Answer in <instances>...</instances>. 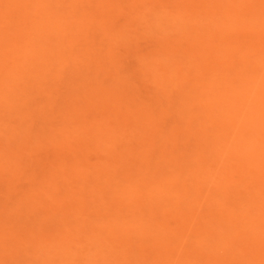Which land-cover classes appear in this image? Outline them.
<instances>
[{
	"label": "rangeland",
	"instance_id": "rangeland-1",
	"mask_svg": "<svg viewBox=\"0 0 264 264\" xmlns=\"http://www.w3.org/2000/svg\"><path fill=\"white\" fill-rule=\"evenodd\" d=\"M263 13L0 0V264H264Z\"/></svg>",
	"mask_w": 264,
	"mask_h": 264
},
{
	"label": "bare ground",
	"instance_id": "bare-ground-1",
	"mask_svg": "<svg viewBox=\"0 0 264 264\" xmlns=\"http://www.w3.org/2000/svg\"><path fill=\"white\" fill-rule=\"evenodd\" d=\"M40 1H42V0H40ZM43 1H45V0H43ZM100 1H101V0H100ZM105 1H106V0H105ZM35 2H36V1H35ZM78 2H79V1H78ZM36 4H37V2H36ZM94 4H95V3H94ZM110 5H111V4H110ZM96 7H97V6H96ZM36 8H37V7H36ZM72 10H73V9H72ZM37 11H38V9H37ZM84 12H85V11H84ZM263 14H264V13H263ZM86 15H87V14H86ZM66 16H67V15H66ZM62 17H63V16H62ZM64 18H65V17H64ZM49 19H50V18H49ZM49 19H48V20H49ZM51 19H52V18H51ZM53 19H55V18H53ZM76 19H77V18H76ZM80 19H81V18H80ZM230 20H231V19H230ZM60 23H61V22H60ZM64 23H65V22H64ZM71 24H72V23H71ZM56 25H57V24H56ZM66 25H67V24H66ZM256 25H257V24H256ZM57 26H58V25H57ZM54 27H55V26H54ZM57 28H58V27H57ZM62 28H63V27H62ZM60 30H63V29H60ZM252 30H253V29H252ZM3 31H4V30H3ZM57 32H58V31H57ZM59 32H60V31H59ZM57 36H58V35H57ZM56 38H57V37H56ZM74 39H75V38H74ZM25 41H26V40H25ZM5 42H6V41H5ZM24 45H25V44H24ZM26 45H27V43H26ZM28 45H29V44H28ZM258 45H259V44H258ZM75 47H76V45H75ZM0 48H1V47H0ZM183 48H184V47H183ZM1 49H2V48H1ZM10 49H11V48H10ZM12 51H13V50H12ZM75 51H76V50H75ZM108 51H109V50H108ZM259 51H260V50H259ZM9 52H10V50H9ZM16 53H17V52H16ZM25 54H26V53H24V55H25ZM12 55H13V53L11 54V56H12ZM15 55H16V54H15ZM1 56H2V55H1ZM3 56H4V55H3ZM243 56H244V55H243ZM16 57H17V55H16ZM21 57H22V56H21ZM245 57H246V56H245ZM2 60H3V59H2ZM4 60H5V59H4ZM24 61H25V60H24ZM255 61H257V60H255ZM2 62H3V61H2ZM5 62H6V61H5ZM8 62H9V61H8ZM49 62H50V61H49ZM234 62H235V61H234ZM252 62H253V61H252ZM261 62H262V61H261ZM28 63H29V62H28ZM55 63H56V62H55ZM26 64H27V63H26ZM262 64H263V63H262ZM262 64H261V65H262ZM2 65H3V64H2ZM6 65H7V64H6ZM16 65H17V64H16ZM229 65H230V64H229ZM12 66H13V65H12ZM14 66H15V65H14ZM6 67H7V66H6ZM16 67H17V66H16ZM56 67H57V66H56ZM14 68H15V67H14ZM59 69H60V68H59ZM4 70H5V69H4ZM11 70H12V69H11ZM17 70H18V69H17ZM197 70H198V69H197ZM8 71H9V70H8ZM8 71H7V72H8ZM20 71H21V70H20ZM251 71H252V70H251ZM10 72H12V71H10ZM220 72H221V71H220ZM8 73H9V72H8ZM13 73H14V72H13ZM261 73H262V72H261ZM91 74H92V73H91ZM251 74H252V73H251ZM262 74H263V73H262ZM5 75H6V74H5ZM6 76H7V75H6ZM91 76H92V75H91ZM8 77H9V75H8ZM239 77H240V76H239ZM251 77H253V76L251 75ZM251 77H250V78H251ZM250 78H249V79H250ZM83 79H84V78H83ZM240 80H241V79H240ZM242 80H243V79H242ZM244 80H245V79H244ZM252 80H253V79H252ZM256 80H258V79H256ZM229 81H230V80H229ZM245 81H246V80H245ZM254 81H255V80H254ZM257 82H258V81H257ZM83 83H84V82H83ZM238 85H241V84H238ZM253 85H254V84H253ZM255 85H256V84H255ZM255 85H254V86H255ZM258 85H259V84H258ZM72 86H73V85H72ZM86 88H87V87H86ZM225 88H226V87H225ZM244 88H245V87H244ZM247 88H248V87H247ZM258 88H259V87H258ZM66 89H67V88H66ZM72 89H73V88H72ZM245 89H246V88H245ZM262 89H263V87H262ZM252 90H253V89H252ZM249 91H251V90L249 89ZM241 92H242V91H241ZM263 92H264V91H263ZM263 92H261V93L263 94ZM12 93H13V92H12ZM69 93H70V92H69ZM253 93H256V92H253ZM258 93H259V91H258ZM77 94H78V93H77ZM247 94H248V93H247ZM253 95H254V94H253ZM236 96H237V95H236ZM247 96H248V95H247ZM249 96H252V95H249ZM249 96H248V97H249ZM69 97H70V96H69ZM79 97H80V96H79ZM215 97H216V96H215ZM218 97H219V96H218ZM261 97H262V96H261ZM249 98H250V97H249ZM258 98H259V97H258ZM73 100H74V99H73ZM240 100H241V99H240ZM249 100H250V99H249ZM257 101H258V100H257ZM262 101H263V99H262ZM215 102H216V101H215ZM248 102H249V101H248ZM251 102H252V100H251ZM262 104H263V103H262ZM245 105H246V103H245ZM245 105H244V106H245ZM249 105H250V103H249ZM237 106H238V105H237ZM237 106H236V107H237ZM263 106H264V105H263ZM263 106H262V107H263ZM246 107H247V106H246ZM250 107H251V106H249V109H250ZM239 108H240V107H239ZM254 108H255V107H254ZM254 108H253V109H254ZM256 109H257V106H256ZM59 110H60V109H59ZM238 110H239V109H238ZM244 110H245V109H244ZM260 111H261V109H260ZM213 112H214V111H213ZM249 112H250V111H249ZM252 112H253V111H252ZM262 112H264V110H262ZM241 114H242V113H241ZM253 114H254V113H253ZM70 115H71V114H70ZM224 116H225V115H224ZM240 116H241V115H240ZM243 116H245V115H243ZM205 117H206V116H205ZM227 117H228V116H227ZM253 117H254V116H253ZM247 118H249V117H247ZM220 119H221V118H220ZM253 119H254V118H253ZM68 121H69V120H68ZM115 121H116V120H115ZM257 121H258V120H257ZM78 122H79V121H78ZM254 122H255V121H254ZM262 122H263V121H262ZM71 123H72V122H71ZM252 124H253V123H252ZM256 124H257V123H256ZM259 124H260V122H259ZM260 125H261V124H260ZM83 126H84V125H83ZM86 126H87V125H86ZM238 126H239V125H238ZM96 127H97V126H96ZM103 128H104V127H103ZM250 128H251V127H250ZM78 129H79V128H78ZM78 129H77V130H78ZM105 129H106V128H105ZM72 130H73V129H72ZM243 130H244V129H243ZM78 131H79V130H78ZM248 131H249V130H248ZM76 132H77V131H76ZM251 132H252V131H251ZM65 133H66V132H65ZM65 133H64V134H65ZM70 133H71V132H70ZM60 134L62 135V133H60ZM248 134H249V133H248ZM248 134H247V135H248ZM262 134H263V133H262ZM242 135H243V134H242ZM64 138H65V137H64ZM60 139H61V137H60ZM62 140H63V139H62ZM262 140H263V139H262ZM56 141H57V140H56ZM65 142H66V141H65ZM258 142H259V141H258ZM243 143H244V142H243ZM246 143H247V142H246ZM254 143H255V142H254ZM261 144H262V143H261ZM262 145H263V144H262ZM70 146H71V145H70ZM204 146H205V145H204ZM71 148H72V147H71ZM261 148H262V147H261ZM61 149H62V148H61ZM257 150H258V149H257ZM58 151H59V149H58ZM63 151H64V150H63ZM61 153H62V152H61ZM262 155H263V154H262ZM259 156H260V154H259ZM251 157H252V156H251ZM262 160H263V159H262ZM228 161H229V160H228ZM251 161H252V160H251ZM75 162H76V161H75ZM55 164H56V163H55ZM68 164H69V163H68ZM74 164H75V163H74ZM257 164H258V163H257ZM69 165H70V164H69ZM244 165H245V164H244ZM260 165H261V164H260ZM71 166H72V165H71ZM54 167H55V165H54ZM69 168H70V167H69ZM249 169H250V167H249ZM63 170H64V169H63ZM72 171H73V170H72ZM195 171H196V170H195ZM62 172H63V171H62ZM67 172H68V171H67ZM67 172H66V174H67ZM69 172H70V171H69ZM78 172H80V171H78ZM207 172H208V171H207ZM254 173H255V172H254ZM83 174H84V173H83ZM224 174H225V173H224ZM70 175H71V174H70ZM209 175H210V174H209ZM239 175H240V174H239ZM50 176H51V175H50ZM64 176H66V175L64 174ZM73 176H74V175H73ZM81 176H82V175H81ZM212 176H213V175H212ZM58 177H59V176H58ZM82 177H83V176H82ZM82 177H81V178H82ZM234 177H236V176H234ZM55 178H56V177H55ZM123 178H124V177H123ZM240 179H241V178H240ZM61 180H62V179H61ZM61 180H60V181H61ZM72 181H73V180H72ZM202 181H203V180H202ZM74 182H75V181H74ZM38 183H39V182H38ZM68 183H69V182H68ZM41 184H42V183H41ZM43 184H45V183H43ZM81 184H82V183H81ZM123 184H124V183H123ZM205 185H206V184H205ZM257 185H258V184H257ZM76 186H77V185H76ZM124 186H125V185H124ZM127 186H128V185H127ZM74 187H75V186H74ZM78 187H80V185H79ZM78 187H77V188H78ZM246 187H248V185H247ZM131 188H132V187H131ZM259 188H260V187L258 186V189H259ZM41 189H42V188H41ZM72 189H73V188H72ZM141 189H142V188H141ZM75 190H77V189H75ZM35 191H36V190H35ZM39 191H40V190H39ZM166 191H167V190H166ZM252 191H253V190H252ZM263 191H264V190H263ZM47 192H48V191H47ZM124 193H125V192H124ZM249 194H250V193H249ZM258 194H259V193H258ZM261 194H263V193H261ZM100 195H101V194H100ZM130 195H131V193H130ZM130 195H129V196H130ZM152 195H153V194H152ZM257 196H258V195H257ZM257 196H256V198L259 197V200H260V199H261L260 196H258V197H257ZM217 197H218V196H217ZM29 198H30V197H29ZM49 198H50V196H49ZM125 198H126V196H125ZM185 198H186V197H185ZM219 198H220V197H219ZM262 198H263V197H262ZM51 199H52V198H51ZM54 199H55V198H54ZM55 200H57V199H55ZM125 200H126V199H125ZM176 200H177V199H176ZM120 201H121V200H120ZM252 201H253V199H252ZM252 201H251V202H252ZM259 203H260V202H259ZM172 204H173V203H172ZM50 205H51V204H49V206H50ZM49 206H48V207H49ZM66 209H67V208H66ZM66 209H64V210H66ZM229 209H230V208H229ZM232 209H233V208H232ZM256 209H257V208H256ZM253 210H254V209H253ZM67 211H68V209H67ZM218 213H219V212H218ZM241 213H242V211H241ZM243 213H244V212H243ZM257 213H259V212L257 211ZM245 215H246V214H245ZM250 216H251V215H250ZM248 218H249V217H248ZM83 219H84V218H83ZM245 219H246V218H245ZM250 221H251V220H250ZM104 222H105V221H104ZM233 223H234V221H233ZM247 223H248V221H247ZM183 224H184V223H183ZM234 225H235V224H234ZM240 225H241V224H240ZM240 225H239V227H240ZM245 225H246V224H245ZM247 225H248V224H247ZM237 227H238V226H237ZM239 227H238V228H239ZM242 227H243V226H242ZM245 227H246V226H245ZM126 229H127V228H126ZM194 229H195V227H194ZM236 229H237V228H236ZM244 229H245V228H244ZM189 230H190V229H189ZM113 231H114V230H113ZM116 233H117V232H116ZM184 233H185V232H184ZM184 233H183V234H184ZM192 233H193V232H192ZM194 234H195V233H194ZM240 234H241V233H240ZM216 235H217V234H216ZM191 236H192V235H191ZM194 236H195V235H194ZM192 238H193V237H192ZM240 239H241V238H240ZM240 241H241V240H240ZM187 242H188V241H187ZM203 242H204V241H203ZM242 242H243V241H242ZM239 244H241V243H239ZM244 244H245V242H244ZM244 246H245V245H244ZM173 247H174V246H173ZM235 247H236V245H235ZM231 248H232V247H231ZM235 249H237V248H235ZM256 252H257V251H256ZM256 252H255V253H256ZM243 254H244V253H243ZM247 255H248V254H247ZM256 255H257V254H256ZM262 255H263V254H262ZM262 255H261V256H262ZM252 257H253V255H252ZM258 257H259V256H258ZM256 258H257V257H256ZM250 259H251V258H250ZM168 260H169V259H168ZM232 260H233V259H232ZM252 260H253V259H252ZM204 261H205V260H204ZM171 263H172V262H171ZM257 264H258V263H257Z\"/></svg>",
	"mask_w": 264,
	"mask_h": 264
}]
</instances>
